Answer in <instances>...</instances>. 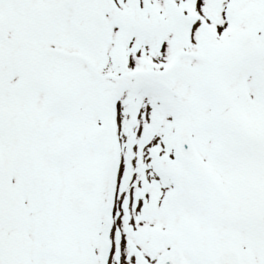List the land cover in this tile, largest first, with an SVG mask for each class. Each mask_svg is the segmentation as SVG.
<instances>
[{
	"label": "snow or ice",
	"instance_id": "1",
	"mask_svg": "<svg viewBox=\"0 0 264 264\" xmlns=\"http://www.w3.org/2000/svg\"><path fill=\"white\" fill-rule=\"evenodd\" d=\"M0 264H264V0H0Z\"/></svg>",
	"mask_w": 264,
	"mask_h": 264
}]
</instances>
